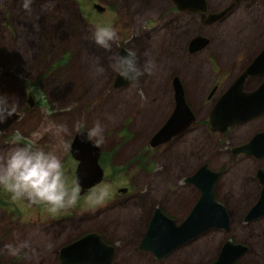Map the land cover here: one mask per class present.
I'll list each match as a JSON object with an SVG mask.
<instances>
[{
  "label": "rangeland",
  "instance_id": "1",
  "mask_svg": "<svg viewBox=\"0 0 264 264\" xmlns=\"http://www.w3.org/2000/svg\"><path fill=\"white\" fill-rule=\"evenodd\" d=\"M76 1L84 6L82 0ZM76 1L58 3L62 4L61 7L73 5L70 13L60 8L53 10V5L47 6L44 2L36 18L39 21L35 26L39 27L35 31L30 25L32 13H15L9 28H0V70L3 71L0 75V96L17 101L16 112L20 115L8 142L4 144L0 141V153H6L14 146L10 145L12 136L23 137L19 143L25 142L33 132L42 131L49 121L65 124L72 131L76 123L90 128L99 120L105 129V143L101 146L106 150L112 145L117 150L112 160L121 166L114 182L107 179L104 183L108 186L105 187L108 196L117 185L136 184L137 190L148 189L139 192L136 201L102 216L100 225L104 227L118 216H125L121 226L111 227L109 231L119 238L124 235L129 240L134 239L138 232L134 229V221L147 211L151 200L161 201L166 211L179 219L190 200L198 194L194 185L185 182V177L206 163L210 169L221 173L215 198L229 211L232 229L229 233L218 229L207 231L197 242L178 253L179 258H185V263H180L206 262L212 259L213 251L217 250L220 242L231 238L250 245L257 252V255L249 254L242 264H264V220L259 225L252 223L248 227L240 221L252 198L258 194L259 185L251 171L259 165L253 160H244L240 154L235 156L231 153L232 147L241 145L253 132L264 127V117L225 133L211 131L208 124L213 99L208 97L213 86L216 85L217 90L211 96L218 97L242 71L250 57L264 46V0H258L249 10L240 4L224 22L205 27L203 31L211 38V43L195 54L188 53L186 45L193 33L203 26L198 18H180L173 27L170 23L172 14L165 16L162 22L157 21L160 13L156 7L139 9L133 19L130 18L133 14L125 10L121 21L113 27L118 38L106 50L94 42L93 32L96 27H112L116 13L106 11L97 14L94 9H91L92 14L85 11L79 13L75 9ZM231 2L211 0L218 11L224 10ZM45 25L50 28L44 29ZM176 26L184 28L176 29ZM14 33L19 36L17 40H13ZM39 35L43 36V40L39 39ZM121 48L135 51L141 66L148 60H154L156 70L131 84L113 87L117 74L113 64ZM98 67L104 71L98 73ZM174 76H178L184 86L196 123L175 139V143L159 148L151 161L138 163L137 168L144 167L133 175L136 151L162 125L173 108L171 84ZM255 83L256 80L250 78L246 86L250 88ZM29 96L34 100L33 106L27 102ZM124 134L135 136L117 148L114 144ZM55 143L50 133H45L39 141L46 150ZM66 153H62V159L68 164ZM145 169L154 170L144 174ZM66 179L69 185L74 182L69 176ZM175 185L178 188L173 190ZM5 190L0 186V191H3L0 195V249L20 241H27L30 248L23 250L19 256L0 253V263L41 264V256L47 258L43 264H50L49 259L55 255L53 251L69 236L63 232L56 239L59 226L51 220L46 221L44 216H62L65 211L52 212L45 203L27 207ZM102 190V186L98 187L96 194ZM108 196L100 202L96 201L94 207L89 206L91 209L87 212L97 207L109 209L113 201ZM133 202L138 207H132ZM132 247L131 253L119 252V257H123L119 258L123 261L121 264H154L148 257H139L134 245Z\"/></svg>",
  "mask_w": 264,
  "mask_h": 264
},
{
  "label": "flooded vegetation",
  "instance_id": "2",
  "mask_svg": "<svg viewBox=\"0 0 264 264\" xmlns=\"http://www.w3.org/2000/svg\"><path fill=\"white\" fill-rule=\"evenodd\" d=\"M70 1H76V0H43V2H41V0H31L30 11H29L23 7L24 0H0V28H4V27L9 28L11 21L15 18V15H13L15 13H19V15L20 14L26 15V14L32 13L31 16L29 17V18H31V17L33 18L30 22V25H32L31 26L32 30L35 31L34 29L36 27H39V26H35L36 23L39 21L36 18H38V15L41 11V8H42V5L44 2H46L47 6L53 5V7H54L53 10L60 8L62 10H66L70 13V11L73 9V5L66 4L67 7L66 6L61 7L62 4H58L61 2L67 3ZM82 1H83L82 4L84 6H81L76 1L77 5L75 6V9L77 11H79V13H81V12L83 13L85 11L86 13L92 14L91 9H94L97 12V14L98 13L104 14L106 11L116 13V19H115V21H113L112 27H114V25L117 22L121 21L122 13L125 10L127 11V13H130V15H131V13L133 14L132 16H130V18L133 19L134 16L136 14H138L139 9L140 10L153 9L156 7V8H158L157 12L160 13L157 21L162 22L163 18H165V16H167L169 14H172V17H173V15L175 16L174 18L170 17L171 18L170 23H172L171 25L173 27H174V24L177 23L180 18H184L186 16L194 17L195 19L198 18V21L203 26L200 29H198L197 31H195V33H193L192 37L190 39H188V42L186 45L187 52L190 54H195V53L205 49L211 43V38L209 36H207L203 31V29L205 27H210L212 25L214 26L216 24H220V23L224 22L225 21L224 19H226L228 16H230L232 14V12L235 10V8L240 4H244L245 8L247 10H249L250 6L255 4L258 0H241V1L233 4L230 7L232 2L234 1V0H232L231 4L226 7V8H228L226 13L223 16H221L220 18H218L216 20H212L210 22H205L206 18L208 17V14H214V13H219V12L223 11V10H221V11L216 10L215 7H213V5H212L211 0H205L207 11H206L205 16H204V21L202 20L200 11H196V12L193 11V10H200L199 9L200 0H192V2H191V0H186L187 2H189L187 4H185V0H82ZM84 2H85V4H84ZM42 11L45 13H48V12L44 11L43 9H42ZM51 18L54 19L53 14L51 15ZM19 22H21V21L19 20ZM26 24L27 23H25V25ZM46 25L44 26V29L50 28L49 26H46ZM175 28L176 29H183L184 26H178V27L176 26ZM175 31H177V30H175ZM39 36H40L39 39L43 40V36L42 35H39ZM18 37L19 36H17L16 33H14L13 40H15V39L17 40ZM196 37H202V38L208 39V42L205 46H203L199 49H196L194 51H191L192 40ZM124 49H126V48H124ZM263 49H264V46L259 51H257L253 56H251L249 61L247 62V64L243 67V69L245 67H247L251 63V61ZM119 51H118V57H119ZM243 69H242V71H243ZM2 73H3V71L0 70V75ZM115 77H116V74H115ZM175 78H177L179 80L178 76H174L172 79V84H171L172 89L171 90L173 92L174 105H173L172 110L169 112L167 118L162 123V125L169 119L170 115L173 113V110L175 108L174 84H173ZM250 78H254V80H256V83L253 87L248 88L246 86V82ZM263 79H264L263 77H258V76H247L245 78V81L243 84L244 91L254 90L256 87H258L261 84ZM114 80H115V78H114ZM133 82L134 81H131L130 84ZM180 83H181V81H180ZM125 85H127V84H125ZM125 85H121L118 87H122ZM229 85L220 93V95L218 97L211 96L217 90V86L216 85L213 86V88L211 89V91L209 93L210 97H208V98H213L212 99V106L210 107V110L208 113H210L212 107L216 104V102L218 101L220 96L225 92V90L229 87ZM113 87H115L114 82H113ZM118 87H115V88H118ZM182 88H183L185 102L187 103L188 107L190 108L191 112L194 115L193 122L184 131L172 136L166 142L161 143V144L153 147L149 144L150 139L153 137L154 133H156L158 131V129L161 128V126H162L161 125L152 135H150L148 137L146 142L136 151V154L134 155L136 157V159L134 160V162H136V161L137 162H136V164H133V166H132L133 175H135L137 170L144 167V166H141L140 168H137L138 163L143 162L145 164L146 161L147 162L151 161L153 158V154L157 150H159V148H161L163 146H167V145L171 144L172 142L175 143V139H177L178 137H180L184 133H186L194 125V123H196V116H195L194 112L192 111L191 107L189 106V104L186 100V94H185V89H184L183 84H182ZM29 98L32 99V96H29L28 99ZM28 99H27V102H28ZM28 104H29V102H28ZM33 104H34V100L32 99V105H30V106H33ZM16 114H17V117L11 123H9L6 126V128L0 129V141L4 144L8 142L9 135L13 133L12 130L14 129L18 120L20 119L19 113L16 112ZM262 117H264V113L261 115H258L256 117H253V118H251V119H249V120H247L241 124H237V125L228 127L224 131H213V132H220V133H225L227 131L229 132V131H231L232 128L242 126V125L247 124L253 120H260ZM208 124H209L210 130L212 131L211 125L209 123V114H208ZM263 130H264V127L259 128L257 131L253 132L249 137H247L245 140H243V142L240 144L241 145L247 144L256 133L263 131ZM76 135H78V134L73 132L69 137L65 138V140H67L70 143V149L72 147V144L74 142V138ZM134 136L135 135H132L129 137L127 134L120 135L119 140L116 141L114 146H118L117 148H120L121 145L124 143V141L127 142L129 140H132L134 138ZM16 138H17L16 136L11 137L12 141L10 142V145H13V141ZM23 143L24 142H21V144H23ZM241 145H238V146H241ZM238 146H235V147H238ZM2 147H4V146H2ZM235 147L231 148V153L233 155L236 156V155L240 154L244 157V160H246V159L253 160L255 162H258V165H259L253 171H251L252 176L254 177L253 179L259 185L258 194L256 197L252 198L246 213L240 219L241 224L243 223L245 225V227H248L249 224H252V223H256L257 225H259L260 221L264 220V214L257 216V217H254V218H250V219H246V218H247L248 212L257 203V201L259 200V197H260L262 184L260 182V178L258 177V171L264 170V157L258 158L256 156L244 154L242 152H233V148H235ZM98 148L100 150V154L98 157V164H99L100 168L102 169V178H101L100 182H98L97 184L92 185L91 187H88V188H84L81 185H79L80 193H79V198H78L76 206L74 208L66 210L64 214H61L62 216H58L57 214H53V215L51 214V216H50V214H48V215L44 216V219H46V221L50 222V220H51V222L53 224L59 226L60 230H58V232H57L56 239L60 238L61 235L64 234L63 232H65V233L67 232L66 234H68V236H69V238H66V241H64L65 239H63L61 241L62 242L61 245L53 251V253L55 255L53 258H51V260L49 259L50 264H53V263L54 264L55 263L61 264V262H60L61 248L68 246V245L74 243L75 241H78L79 239L83 238L84 236H86L88 234L97 235L104 245L111 248V256H110L109 262L108 263H102V264H121V263H123V261L120 260L123 257H119V252L123 253V254H124V252L125 253H127V252L131 253V248H133L132 245H134L135 252L139 253L138 254L139 257H142V258L148 257L154 264H168L170 262V260H172L171 264H178V261H179V264H181L180 263L181 261H184V263H185V258H182V257L179 258L177 256L178 253L180 251L182 252L186 247H189L191 244L197 242L200 239V237L204 233H206L207 231L212 230V229H218V230L224 231L226 233H229L231 231L232 224H233L232 223V217L226 208V210L228 212V216H229V221H230L228 230L219 229V228L208 229V230L198 234L197 236L192 237L191 239H189V240H187V241H185L179 245H176L175 247H172V249H170L169 251H166V253L164 255H162V256L160 255L161 257H156L151 250L146 249L144 247H141L142 241H143L144 237L147 235L151 220L154 217L159 218V215H157V214H161V215H164V216L170 218L171 220H173L175 222L176 225L181 224V222L188 216L190 210L193 208V206L195 205V203L199 199L200 190L194 184L187 182L186 178L193 175L199 168H201V166H206V169L210 170L211 172L218 174L217 178L214 182V187H215L214 190L216 191V188H217V186H218V184L222 178L221 173L219 171H214V170L210 169L206 163H203V164L199 165L198 167H196V169H194L190 175L185 177V182L190 184V185L192 184V186L194 185L193 187L198 191V194L190 200V203H189L187 210L184 211L183 214H181L182 216L179 219L173 217L170 213H168L166 211V209L163 207V205H162L163 203L161 201L151 200L152 202L150 203V206L148 207V209H146L147 211L144 212V214L140 215L138 217V219H136L134 221V224H135L134 229L138 230L134 239L129 240L128 237H124V235H122V238L117 237V235L113 231H109V229L111 227L114 228V227L121 226V222L126 217L125 216H122V217L118 216L117 219L115 218V219L111 220L104 227V226L100 225L102 216L104 214H106L107 212H109L110 210H117L116 208L120 207L121 205H128L132 201H136L138 199V193L141 191L146 192V191H148V189L144 188L143 190H137L136 184L117 185V186H115L116 189L113 191V193H111V195L109 197L108 196L109 195L108 189H105V187H108V186L105 185L104 183L106 182L107 179L114 182L116 177L119 176V173H120L119 170H121V166L119 165V162L116 163L112 160L113 155L117 152V150L114 149L112 145H111V148L106 149V150H104V148L102 146H100ZM70 149L66 153V157L68 159V164L66 162H63V164H64V169L66 172V178H68V176H69L70 179H73L74 181H76L75 172H76V169L78 167L79 161L73 157ZM153 170L149 171V170L145 169V170H143V173L147 174ZM71 185H73V181H72ZM101 186L103 187L102 192L96 194L97 193L96 189L98 187H101ZM176 188H178L177 185H175L173 190H175ZM7 191L8 190L6 189L4 192H7ZM1 194H3V191H0V195ZM214 194H215V192H214ZM104 196L105 197L108 196V199H111L113 201V203H111L108 206L109 209L103 210L101 207H99V208L97 207L96 209L92 210L91 212H87L89 209H91L89 206L94 207L95 202L96 201L100 202ZM117 196H119L121 198L118 199ZM20 200L23 201V204L28 205L27 207H32L35 205V204L30 203L26 199H20ZM216 201H217V199H216ZM89 202L93 203V205H91ZM107 202H108V200L105 201V203H107ZM132 207H138L137 203L133 202ZM139 221H140V224L138 225ZM33 229H35V228H33ZM54 238H55V236H54ZM226 241H231L232 243H239L246 248L245 251H243L242 254L236 259V264H242L241 262L251 253H254L257 255V252L254 251L250 245H248L244 242L242 243V242L232 240L231 238H227L224 241L220 242L219 246L217 247V250L213 251V253L214 252L215 253H214V255L211 256L212 259H209L206 262H202V263H201V261H199L197 264H211V263H213L217 259L218 255L221 251V247L223 246V244ZM161 250L165 251V248H162ZM46 261H47V258L41 257V256L39 257V262L41 264L45 263ZM102 261H104V259ZM4 263L15 264V262L14 263L13 262H4Z\"/></svg>",
  "mask_w": 264,
  "mask_h": 264
},
{
  "label": "water",
  "instance_id": "3",
  "mask_svg": "<svg viewBox=\"0 0 264 264\" xmlns=\"http://www.w3.org/2000/svg\"><path fill=\"white\" fill-rule=\"evenodd\" d=\"M241 0H234L230 7ZM192 2V0H191ZM185 0V4H187ZM199 3V2H198ZM200 11L202 20L207 11L205 0H200ZM225 10L208 14L205 22L216 20L223 16ZM208 39L196 37L192 40L191 51L205 46ZM126 49L121 48L119 56L125 55ZM247 76H258L264 78V49L243 69L233 80L225 92L220 96L209 113V123L212 131H224L228 127L241 124L253 117L264 113V79L261 84L251 91H244L243 84ZM123 79L118 73L114 80V86L118 87L130 83ZM175 108L169 119L154 133L150 139L151 146H157L166 142L172 136L184 131L194 120V115L184 99L182 84L174 79ZM32 105V99H28ZM17 114L8 117L5 122L0 123V129L6 128ZM73 157L79 161L75 175L78 183L84 188L100 182L102 169L98 164L100 150L82 135H76L71 147ZM233 152H242L258 158L264 157V130L256 133L251 140L244 145L233 148ZM217 173L201 166L193 175L186 178L187 182L194 184L200 190V196L188 216L176 225L170 218L159 215L154 217L142 241L141 247L151 250L156 257H161L175 247L198 234L211 229L219 228L228 230L229 216L226 207L216 201L214 182ZM258 177L262 184L259 200L248 212L247 218H254L264 214V170L258 171ZM165 248V251L161 249ZM245 247L239 243L226 241L221 247L217 259L211 264H236V259L245 251ZM161 255V256H160ZM111 256V248L102 243L95 234H88L74 243L61 248V264H102L108 263ZM104 259V261H102ZM102 261V262H101ZM9 264V263H0Z\"/></svg>",
  "mask_w": 264,
  "mask_h": 264
},
{
  "label": "clouds",
  "instance_id": "4",
  "mask_svg": "<svg viewBox=\"0 0 264 264\" xmlns=\"http://www.w3.org/2000/svg\"><path fill=\"white\" fill-rule=\"evenodd\" d=\"M30 5L31 0H24L23 7L26 10L30 11ZM117 38L116 29L110 26L96 27L93 32L94 42L106 50L111 48ZM113 69L123 79L137 81L145 74L151 75L156 70V64L154 60H148L141 66L136 52L129 49L125 55L116 58ZM96 71L102 73L104 69L98 67ZM17 106V101L0 96V123L15 114ZM72 131L84 136L95 147L105 143V129L99 120L90 128L76 123ZM72 131L65 124L49 121L42 131L33 132L23 144L19 141L24 138L18 136L13 141V147L6 153H0V186L11 192L14 198L26 199L32 204L45 203L52 212L74 208L80 193L78 178L73 185L68 184L62 159V153L70 149L65 136H70ZM45 133H50L56 140L47 150L39 144ZM28 248L30 244L27 241H20L4 245L0 253L19 256Z\"/></svg>",
  "mask_w": 264,
  "mask_h": 264
}]
</instances>
